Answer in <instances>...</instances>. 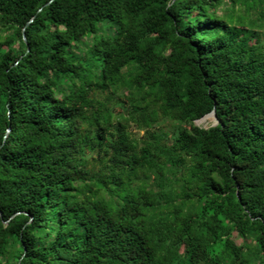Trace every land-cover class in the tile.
I'll list each match as a JSON object with an SVG mask.
<instances>
[{"label": "trees", "instance_id": "obj_1", "mask_svg": "<svg viewBox=\"0 0 264 264\" xmlns=\"http://www.w3.org/2000/svg\"><path fill=\"white\" fill-rule=\"evenodd\" d=\"M49 1L0 0V264H264V0Z\"/></svg>", "mask_w": 264, "mask_h": 264}, {"label": "rangeland", "instance_id": "obj_2", "mask_svg": "<svg viewBox=\"0 0 264 264\" xmlns=\"http://www.w3.org/2000/svg\"><path fill=\"white\" fill-rule=\"evenodd\" d=\"M244 11L245 12V5H242V4H236L235 5V13H238V12H240V11ZM121 109H120V107L119 106H116V111H120ZM216 122H217V118L214 116V114H212V115H207L205 118H203V119H199V120H196L195 121V123L197 124V125H200V126H204V127H209L210 125H214V124H216ZM135 132H136V134L138 135V136H140V135H142L143 134V130H138V129H136V128H132ZM236 234V233H235ZM235 239L238 241V242H240L241 241V238H239L238 236H235Z\"/></svg>", "mask_w": 264, "mask_h": 264}, {"label": "water", "instance_id": "obj_3", "mask_svg": "<svg viewBox=\"0 0 264 264\" xmlns=\"http://www.w3.org/2000/svg\"><path fill=\"white\" fill-rule=\"evenodd\" d=\"M50 1H51V0H50ZM50 1H49V2H50ZM31 20H32V19H31ZM31 20H30V21H31ZM208 114H214V116L217 118L216 113H215L214 110L211 111L210 113H207L206 115H208ZM206 115H204V116H206ZM204 116H203V117H204ZM203 117H201V118H203ZM201 118H199V119H201ZM199 119H197V120H199Z\"/></svg>", "mask_w": 264, "mask_h": 264}, {"label": "bare ground", "instance_id": "obj_4", "mask_svg": "<svg viewBox=\"0 0 264 264\" xmlns=\"http://www.w3.org/2000/svg\"><path fill=\"white\" fill-rule=\"evenodd\" d=\"M209 115H212V114H209ZM207 116V115H206ZM206 116H204L203 118H205ZM203 118H201V119H203Z\"/></svg>", "mask_w": 264, "mask_h": 264}]
</instances>
